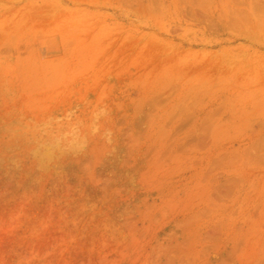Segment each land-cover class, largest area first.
Wrapping results in <instances>:
<instances>
[{
	"label": "rangeland",
	"instance_id": "1",
	"mask_svg": "<svg viewBox=\"0 0 264 264\" xmlns=\"http://www.w3.org/2000/svg\"><path fill=\"white\" fill-rule=\"evenodd\" d=\"M29 1L0 0V264H264V0Z\"/></svg>",
	"mask_w": 264,
	"mask_h": 264
},
{
	"label": "bare ground",
	"instance_id": "2",
	"mask_svg": "<svg viewBox=\"0 0 264 264\" xmlns=\"http://www.w3.org/2000/svg\"><path fill=\"white\" fill-rule=\"evenodd\" d=\"M7 1H8V0H7ZM11 1H13V0H11ZM28 1H29V0H28ZM33 1H34V0H33ZM33 1H29V2H33ZM35 1H36V0H35ZM35 1H34V2H35ZM50 1H51V0H50ZM62 1H63V0H61V2H62ZM69 1H76V0H69ZM80 1H81V0H80ZM15 2H16V1H15ZM52 2H53V0H52ZM55 2H56V1H55ZM55 2H54V3H55ZM81 2H82V1H81ZM87 2H88V1H87ZM87 2H86V3H87ZM25 3H26V2H25ZM25 3H24V4H25ZM35 3H36V2H35ZM83 3H84V1H83ZM5 4H6V3H5ZM27 4H28V2H27ZM29 4H30V3H29ZM29 4H28V7H29ZM44 4H45V3H43V5H44ZM46 4H47V3H46ZM46 4H45V5H46ZM52 4H53V3H52ZM52 4H51V5H52ZM56 4H57V3H56ZM73 4H74V3H73ZM2 5H3V4H2ZM22 5H23V4H22ZM22 5H21V7H22ZM32 5H33V3H32ZM34 5H36V4H34ZM45 5H44V7H45ZM61 5H62V4H61ZM65 5H66V3H65ZM75 5H76V4H75ZM77 5H78V4H77ZM80 5H81V4H80ZM0 6H1V5H0ZM11 6H12V5H11ZM11 6L9 5V7H11ZM47 6H49V5H47ZM53 6H54V5H53ZM57 6H58V5H57ZM68 6H69V5H68ZM4 7H5V6H4ZM6 7L8 8V5H6ZM24 7L26 8V6H24ZM32 7H34V6H32ZM32 7H31V8H32ZM36 7H39V4L36 5ZM40 7L42 8V5H41ZM55 7H56V6H55ZM72 7H73V6H72ZM74 7H75V6H74ZM74 7H73V9H74ZM2 8H3V7H2ZM66 8H71V7H66ZM8 9H9V8H8ZM29 9H30V7H29ZM32 9H33V8H32ZM34 9L38 10V8H34ZM50 9H51V8H50ZM54 9L56 10V8H54ZM54 9H51L50 12L52 13V12H53L52 10H54ZM60 9H61V8H60ZM81 9H82V8H81ZM13 10L15 11V8H14ZM20 10H21V8H20ZM20 10H19L18 7H17V11L20 12ZM23 10H24V11H23ZM23 10H22L23 12L21 11V13H24V12H25L24 14H26V11H25L26 9H23ZM39 10H40V9H39ZM43 10H45V8H43ZM47 10H49V8L46 9V12H47ZM74 10L76 11L77 8H75ZM85 10H87V9H85ZM85 10H84V11H85ZM7 11H9L8 13L11 12L10 9L7 10ZM32 11H33V10H32ZM62 11H63V9H62ZM67 11H68V10H67ZM69 11H70V9H69ZM75 11H74V12H75ZM1 12H2V11H1ZM1 12H0V13H1ZM3 12H4V11H3ZM5 12H6V11H5ZM15 12H16V11H15ZM15 12H14V13H15ZM41 12H42V10H41ZM46 12H45V13H46ZM77 12H78V10H77ZM80 12H81V11H80ZM12 13H13V12H12ZM21 13H19V14H21ZM27 13H28V11H27ZM48 13H49V12H48ZM60 13H61V11H60ZM60 13H59V14H60ZM64 13H65V12H64ZM68 13H70V12H67L66 15H69ZM71 13H72V12H71ZM78 13H79V12H78ZM81 13H82V12H81ZM4 14H5V13H4ZM17 14H18V13L16 12L15 17L17 16ZM30 14H32L31 11H30ZM37 14H38V13H37ZM37 14H36V15H37ZM42 14H43V13H42ZM62 14H63V13H62ZM74 14H75V13H74ZM8 15H9V14H7V15H5V16L8 17ZM27 15H28V14H27ZM27 15H25V17H26ZM44 15H45V14H44ZM49 15H50V14H49ZM70 15H71V14H70ZM79 15H80V13H79ZM11 16H12V15H11ZM18 16H19V15H18ZM34 16H35V15H34ZM41 16H42V15H41ZM51 16H52V15H51ZM53 16H55V13L53 14ZM58 16H59V15H58ZM63 16H64V15H63ZM84 16H86V13H85ZM20 17H21V16H20ZM31 17H33V16H31ZM39 17H40V13H39L38 18H39ZM44 17H45V16H42V18L40 17V19H45ZM56 17H57V16H56ZM65 17H66V16H65ZM73 17H74V16H73ZM73 17H72V15H71V18H73ZM86 17H88V13H87V16H86ZM11 18H12V17H10V19H11ZM26 18H27V17H26ZM26 18H25V20H26ZM28 18H29V17H28ZM60 18H61V17H60ZM60 18H59V19L57 18V20H61V19H62V18H61V19H60ZM67 18L69 19L70 17H67ZM67 18H66V19H67ZM82 18H83V16H82ZM6 19H7V18H6ZM8 19H9V18H8ZM15 19H16V18H15ZM34 19H36V18L34 17ZM46 19H48V16L46 17ZM53 19H54V20H53V21H54L53 24H55V23H56V20H55V18H53ZM78 19H79V18H78ZM13 20H14V19H13ZM25 20H24V22H25ZM32 20H33V19H32ZM49 20H50V17H49L48 21H49ZM62 20H63V19H62ZM62 20H61V21H62ZM85 20H86V19H85ZM7 21H8V20H7ZM9 21H10V20H9ZM27 21H28V20H27ZM27 21H26V22H27ZM34 21H35V20H34ZM40 21H41V20H40ZM40 21H39V22H40ZM42 21H43V20H42ZM44 21H45V20H44ZM64 21L66 22L67 20H64ZM64 21L59 22V24H62V23L64 24ZM82 21H83V20H82ZM20 22H21V19H20ZM20 22H19V23H20ZM36 22H38V21H36ZM57 22H58V21H57ZM67 22H68V21H67ZM34 23H35V22H34ZM46 23H47V21H46L44 24H46ZM8 24H9V22H8ZM11 24H13V21H12ZM16 24H17L16 27H18V23H17V22H16ZM16 24H15V25H16ZM23 24H24V23H23ZM27 24H28V23H27ZM44 24H43V26H44ZM48 24H52L51 21H49ZM48 24H47V25H48ZM57 24H58V23H57ZM59 24H58V25H59ZM71 24H73V22H72ZM76 24H77V23H76ZM79 24H81V22H80ZM87 24H88V23H87ZM69 25H70V24H68V27H69ZM83 25H85V24H83ZM29 26H30V25H29ZM41 26H42V25H41ZM43 26H42V27H43ZM48 26H49V25H48ZM50 26H51V25H50ZM64 26H66V27H63V25H62V27H63L64 29H65V28H68L67 25L64 24ZM70 26H71V25H70ZM87 26H88V25H87ZM14 27H15V26H14ZM44 27H45V26H44ZM46 27H47V26H46ZM51 27H52V26H51ZM72 27H74V24L72 25ZM20 28H21V26H20ZM47 28H49V27H47ZM53 28H54V27H53ZM58 28H59V26H57V29H58ZM63 28H59V29H63ZM9 29H10V28H9ZM12 29H13V27H12ZM44 29H46V28H44ZM50 29H51V28H50ZM55 29H56V28H55ZM59 29H58V30H59ZM64 29H63V30H64ZM76 29H78V30H75V28H73L72 31H74V32L77 31V32H78V31H79V28H76ZM86 29H87V28H86ZM86 29H84L83 31H84V32H87L88 29H87V30H86ZM13 30H14V29H13ZM25 30H26V29H25ZM63 30H61V31H63ZM81 30H82V28H81ZM39 31H40V30H39ZM46 31H47V30H46ZM56 31H57V30H56ZM56 31H55V32H56ZM65 31L67 32V29L64 30L63 33H65ZM72 31L70 32L71 34L73 33ZM83 31H82V32H83ZM53 32H54V31H53ZM55 32H54V33H55ZM57 32H58V31H57ZM57 32H56V33H57ZM82 32H81L80 34H82ZM21 33H22V31H21ZM49 33H50V32H49ZM54 33H52V34H54ZM58 33H59V32H58ZM38 34H39V33H38ZM41 34H42V33H41ZM47 34H48V33H47ZM60 34H62V33H60ZM67 34H68V32H67L66 34H64L65 37H66ZM78 34H79V33H78ZM64 35H63V37H64ZM84 35H85V34H84ZM37 36H38V35H37ZM67 36H68V35H67ZM59 37H62V36H59ZM63 37H62V38H63ZM67 38H68V37H67ZM74 38H75V37H74ZM82 39H83V38H82ZM63 40H64V39H63ZM63 40H62V41H63ZM67 40H69V42H70L71 40H73V42L75 41L74 39H71V40H70V37H69ZM67 40H66V41H67ZM84 40H85V39H84ZM66 41H65V42H66ZM66 43H68V41H67ZM74 43H75V42H74ZM74 43H73V44H74ZM87 44H88V43H87ZM66 45H68V44H66ZM84 45H85V44H84ZM65 47H66V49L68 50L69 46H68V47H67V46H64V48H65ZM71 47H72V46H71ZM68 52H70V50H68ZM68 52L66 51L65 53L68 54ZM65 55H66V54H65ZM56 58H57V57H56ZM57 61H58V60H57ZM57 61H56V62H57ZM50 63H51V62H50ZM54 65H55V64H54ZM57 67H58V65H57ZM58 68H59V67H58Z\"/></svg>",
	"mask_w": 264,
	"mask_h": 264
}]
</instances>
